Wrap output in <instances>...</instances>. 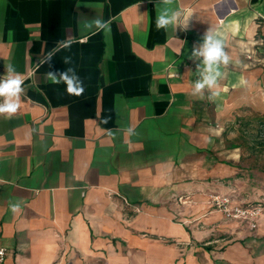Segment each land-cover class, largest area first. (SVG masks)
Wrapping results in <instances>:
<instances>
[{
	"label": "crops",
	"instance_id": "0c3cea01",
	"mask_svg": "<svg viewBox=\"0 0 264 264\" xmlns=\"http://www.w3.org/2000/svg\"><path fill=\"white\" fill-rule=\"evenodd\" d=\"M158 3L0 0V78L12 64L24 80L18 111L0 115L2 264H264V213L252 228L212 202H264L262 178L220 152L264 0H173L167 30ZM96 17L110 33L84 29ZM208 30L230 60L201 99L191 53ZM68 68L80 96L48 77Z\"/></svg>",
	"mask_w": 264,
	"mask_h": 264
},
{
	"label": "clouds",
	"instance_id": "9594fccd",
	"mask_svg": "<svg viewBox=\"0 0 264 264\" xmlns=\"http://www.w3.org/2000/svg\"><path fill=\"white\" fill-rule=\"evenodd\" d=\"M172 4L173 0H159L155 21L157 29L167 30L169 26L179 22L181 13L173 9L171 7ZM83 27L85 30L95 29L108 33L111 31L110 21H105L99 17L84 22ZM9 35L11 37V33ZM70 44L71 40L63 42L64 47H69ZM191 55L196 59L202 58L201 64L203 67L200 70L199 78L194 82L192 94L203 99L206 88L211 90L218 87V80L223 76L220 66L228 65L230 57L225 51L224 40L211 30H208L203 36V43L192 49ZM51 59L52 54L49 53L45 57V62ZM69 62L68 58L64 61V63ZM6 73V78H0V97L3 98V101L0 102V115L7 114L8 118H11L20 107V97L24 92L22 87L24 80L21 78V74L16 72L12 64L7 65ZM48 77L52 83L59 84L63 82L69 94L80 96L84 93L83 81L75 74L72 68H68L62 73L48 72ZM219 94V91H212L209 99H214ZM104 122L107 123V119ZM15 207H18V205L14 206V210Z\"/></svg>",
	"mask_w": 264,
	"mask_h": 264
},
{
	"label": "rangeland",
	"instance_id": "374dc122",
	"mask_svg": "<svg viewBox=\"0 0 264 264\" xmlns=\"http://www.w3.org/2000/svg\"><path fill=\"white\" fill-rule=\"evenodd\" d=\"M261 30L264 35V23ZM250 51L251 53L246 54L248 63L240 69L245 79L243 98L239 106L234 107L229 114V120L224 126L226 132L222 134L220 152L222 155V152H225V161L229 155L232 156L242 176L256 179V182L260 177L264 182L263 40L258 39L252 43Z\"/></svg>",
	"mask_w": 264,
	"mask_h": 264
},
{
	"label": "built area",
	"instance_id": "2783aa9c",
	"mask_svg": "<svg viewBox=\"0 0 264 264\" xmlns=\"http://www.w3.org/2000/svg\"><path fill=\"white\" fill-rule=\"evenodd\" d=\"M0 102H2L1 97H0ZM124 200L126 206L130 205V202L127 199ZM230 201H231L230 198L225 196L223 198L216 196L212 200L214 206L220 210H223L227 218L249 221L250 226H252V228H256L257 225L255 223V220L256 218L263 215L264 202H258L255 205L239 204L231 207ZM5 255H6V248L2 246L0 247V264L4 262Z\"/></svg>",
	"mask_w": 264,
	"mask_h": 264
},
{
	"label": "trees",
	"instance_id": "16d2710c",
	"mask_svg": "<svg viewBox=\"0 0 264 264\" xmlns=\"http://www.w3.org/2000/svg\"><path fill=\"white\" fill-rule=\"evenodd\" d=\"M259 35H258V39H261V40H263V43H264V35L262 34V33H258Z\"/></svg>",
	"mask_w": 264,
	"mask_h": 264
}]
</instances>
